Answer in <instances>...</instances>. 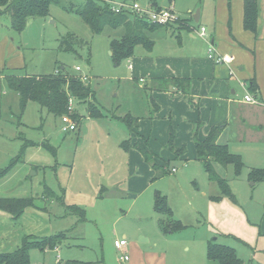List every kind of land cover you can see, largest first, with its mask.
Returning a JSON list of instances; mask_svg holds the SVG:
<instances>
[{"label": "rangeland", "instance_id": "374dc122", "mask_svg": "<svg viewBox=\"0 0 264 264\" xmlns=\"http://www.w3.org/2000/svg\"><path fill=\"white\" fill-rule=\"evenodd\" d=\"M84 1L60 0L52 4L50 17L30 20L21 33L11 29L6 16L0 18V40L5 38L7 43L20 47L24 58V70L18 74L45 75L59 70L78 77L85 75V82L95 94V99L72 101L70 111L85 118L79 125L73 122L75 130L64 132L62 116L40 111L33 102H28L20 114L15 92L0 79V88L5 90L0 112V170L18 154L22 143L17 138L19 133L55 150L52 154L43 146H32L23 163L14 164L9 172L0 175V195L27 196L34 200L33 206L25 209L24 215L13 224V231L7 230L8 235L7 226L0 227L9 236L0 239V248L4 243L11 248L14 240L20 244L24 236L32 241L63 232L68 237L56 248L33 252V264H57L56 255L60 258L58 264L72 259L89 264H131L132 261L148 264L156 252L165 254V264H210L205 254L206 243L215 240L233 247L246 264H264V237L257 235L258 224L264 229V179L249 177L252 169L264 171V131L239 132L245 141L237 147L246 150L237 152H243L240 154L247 165L239 175H235L231 165L211 163L217 175L227 182L235 200L229 196L217 201L209 199V195L220 194L219 188L207 178L203 162L191 158L187 167H183L184 162L175 157L166 163L169 170L166 175L158 174L159 178L147 188L135 190L136 183L132 181L136 182V176L142 177L144 172L133 170L122 147L124 140L130 144L137 139L132 128L134 117L123 113L139 97L124 80L129 77L127 64L115 65L109 54L110 40L120 37L123 29L104 27L100 33H93L72 12L81 8ZM95 1L109 8L112 0ZM133 1L147 4L162 0ZM197 2L171 0L170 7L187 17ZM135 19L139 18L130 16L131 21ZM178 27L181 25L176 22L154 26L172 31ZM152 31L143 29V34L147 36ZM68 32L83 40L84 45L74 47L76 53L59 46ZM75 66L80 70H75ZM88 102H94L103 117L87 116ZM129 110L136 114L138 109ZM255 117L259 119L260 115L257 113ZM172 167L176 172L171 171ZM155 191L166 195L174 219L188 225L184 231L169 235L166 232L171 226L166 225L165 232L160 229L159 223L165 217L154 211ZM59 197L83 209L84 216L66 210ZM183 224L181 229L185 227ZM120 239H125L127 245L117 249L114 240ZM124 254L129 260L121 259Z\"/></svg>", "mask_w": 264, "mask_h": 264}, {"label": "crops", "instance_id": "0c3cea01", "mask_svg": "<svg viewBox=\"0 0 264 264\" xmlns=\"http://www.w3.org/2000/svg\"><path fill=\"white\" fill-rule=\"evenodd\" d=\"M243 1L198 0L193 9L188 11L189 15L185 16L186 18L177 12L181 18L187 20L189 28L178 27V30L173 31L164 28L155 29L150 35L147 34L153 41L150 48L137 44L132 55L121 61L127 64L129 70V77L124 80L129 90L139 97V101L130 108L126 107L123 114H130L137 118V129L134 130L138 134L137 139L159 157L162 163H169L175 157L178 158L177 161L184 162L183 167H187L189 158L200 161L196 155L194 133L196 132V136L202 140L213 126L221 128L217 143L225 145L231 153L240 156L243 152L240 154L237 150L246 149L237 147L245 141V137L239 135V132L244 134L249 131L259 133L264 131V0H257L258 17L255 33L243 26ZM163 2L164 0L160 3L151 2V4L160 6ZM168 2L170 6L171 0ZM195 9L199 10L198 22L193 20ZM201 26L206 28L207 37L205 38L198 35ZM209 44H212L215 54H229L230 63L215 64L208 58ZM109 54H111L110 50ZM23 67L24 58L20 47L16 48L13 43H7L5 38L0 40V79L4 70H16ZM170 77L186 78L190 81L188 96L180 91L153 90L145 86L151 79ZM251 80L255 82L254 91L249 89ZM1 83L0 81V85ZM3 92L5 90L0 88V112L4 105ZM247 92L259 102L255 104L246 102L243 96ZM127 100L129 102V98H126ZM129 109L138 110L134 114ZM257 113L260 115L259 119L255 117ZM171 130L174 146L184 150L181 154H175L166 147ZM7 138L10 137L7 136ZM17 138L20 139L19 136ZM233 146L238 149H233ZM30 147L32 146L25 149L23 162ZM124 151L133 170L136 173L144 172V176H136L137 181H132L136 183L135 190L142 191L154 181L152 177L155 172L133 147L129 146ZM243 163L247 166L244 161ZM171 171L176 172V169L172 167ZM194 185L196 186L195 182ZM214 196L217 195H209V199ZM21 197L24 196L0 195V198ZM22 215L24 212L17 219H12L9 213L0 210V227L3 228L6 225L5 231H13L15 228L13 224ZM183 225L185 226L183 229L169 233V235L184 231L188 225ZM2 232L0 229V239H8L9 236ZM6 233L8 235V231ZM257 235L264 237V229L261 230L259 224ZM235 238L243 241L238 237ZM15 242L16 240L11 248L6 247L4 243L0 252L15 250L20 245ZM35 250L30 251L31 264H33L32 256ZM45 250L42 252L44 253ZM152 254L156 255L148 264H165V254L157 252ZM238 257L242 260L239 255ZM58 259H60L59 255H56L57 264ZM208 261L210 264H216ZM243 263L246 264L244 261ZM131 264H136V262L132 261Z\"/></svg>", "mask_w": 264, "mask_h": 264}, {"label": "trees", "instance_id": "16d2710c", "mask_svg": "<svg viewBox=\"0 0 264 264\" xmlns=\"http://www.w3.org/2000/svg\"><path fill=\"white\" fill-rule=\"evenodd\" d=\"M60 0H0V18L6 16L9 19L10 27L13 31L21 33L24 31L27 23L34 18L50 17V7L52 4H57ZM68 11V10H67ZM83 22L95 34L102 31L104 27L111 29L122 28L123 32L118 38H112L109 43L111 57L115 65H118L122 60L130 57L134 47L137 44H142L145 48H150L153 41L143 34V29L154 30L156 24H151L144 19L130 20V16L122 14H114L108 7H103L97 4L95 0H85L82 7L73 10ZM258 17V2L257 0L243 1V26L245 29L256 32V23ZM184 18H179L176 22L182 28H189V24ZM76 45H84L83 40L73 33L68 32L66 37L60 41V48L64 50H72L74 53ZM24 68V67H23ZM9 69L3 71L2 80L6 87L16 92L18 96V104L20 114L28 102H33L38 105L40 111H46L55 117L63 115L70 116L72 122L81 123L84 116H78L76 112H71L72 101L78 102L90 99H95V94L91 86L83 81L78 76L64 74L62 71L45 75H28L18 74L24 70ZM149 89L162 91H180L183 94H189L190 81L186 78L170 77V78H154L145 85ZM256 88L255 82L251 80L249 89L254 91ZM92 101V100H91ZM87 116L101 118L103 114L96 108L94 102H88ZM127 116H130L128 114ZM134 125L132 128L137 129V118H133ZM221 128L213 126L210 128L207 136L204 139H199L194 133V145L197 159L203 162L205 173L209 179L216 183L220 194L214 196L213 200H219L222 196H229L235 200L229 190L227 182L217 175L212 162L222 166L231 165L235 175H239L244 167V163L239 154L231 153L225 145L217 143V138ZM136 135L137 132H135ZM19 138L22 140L18 154L12 159L9 164L0 170V175H4L10 171L11 167L19 162H23L25 149L29 146H43L52 154H55L54 148L44 143H37L28 140L20 133ZM131 146L136 149L143 159L150 165L155 172L152 181L157 179L158 174L166 175L169 171L167 164L160 163L161 159L153 154L147 146L138 139L134 140L132 145L126 140L123 141L122 147L128 149ZM166 147L175 154H181L184 150L177 148L173 144L172 130L169 134ZM250 178L254 180L264 179V171L262 169L250 170ZM61 205L69 212L78 213L84 216L83 209L74 204H65L62 197L57 198ZM34 200L32 198H0V210L9 213L12 219H17L26 208L32 207ZM154 211L163 215L162 221L159 223L160 229L165 232V226H171L170 231L166 233L177 232L181 229L180 220L174 219L172 208L168 205L167 198L159 191L154 195ZM162 216V217H163ZM83 218V217H82ZM68 235L63 232L44 236L41 239L28 240V236H24L20 245L11 252H0V264H31L30 251L33 249L45 250L54 249L66 240ZM206 257L208 260L216 264H244L238 257L233 247L220 244L215 240L208 241L206 244ZM82 261H67L65 264H87Z\"/></svg>", "mask_w": 264, "mask_h": 264}, {"label": "built area", "instance_id": "2783aa9c", "mask_svg": "<svg viewBox=\"0 0 264 264\" xmlns=\"http://www.w3.org/2000/svg\"><path fill=\"white\" fill-rule=\"evenodd\" d=\"M109 8L114 14H124L128 16L134 15L135 17L144 19L151 24L162 26L175 23L181 18V15L175 12L170 6H154L151 3L141 4L140 1L133 0H112L110 1ZM198 35L202 38L207 37L206 28L204 26L199 27ZM207 51L208 58H210L215 64H227L231 61V56L229 54H215L212 44H209ZM75 70L79 71V66H75ZM80 78L83 81L87 80L85 75H81ZM243 98L246 102L253 104L257 103L255 97L248 92L244 94ZM60 119L63 125L61 128L62 131L66 132L75 130V124L67 115H63ZM126 245L127 242L125 239L114 240V246L117 249H121ZM121 259L128 260V255H122Z\"/></svg>", "mask_w": 264, "mask_h": 264}, {"label": "water", "instance_id": "95a60500", "mask_svg": "<svg viewBox=\"0 0 264 264\" xmlns=\"http://www.w3.org/2000/svg\"><path fill=\"white\" fill-rule=\"evenodd\" d=\"M162 6L168 7L169 6L168 0H164V2L162 3ZM198 12L199 10H196L195 14H193V20L195 22H198Z\"/></svg>", "mask_w": 264, "mask_h": 264}]
</instances>
